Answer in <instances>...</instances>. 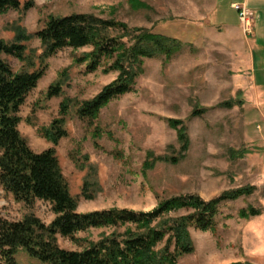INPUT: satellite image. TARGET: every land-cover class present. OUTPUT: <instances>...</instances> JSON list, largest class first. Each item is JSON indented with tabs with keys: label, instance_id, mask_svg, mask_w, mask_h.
<instances>
[{
	"label": "rangeland",
	"instance_id": "rangeland-1",
	"mask_svg": "<svg viewBox=\"0 0 264 264\" xmlns=\"http://www.w3.org/2000/svg\"><path fill=\"white\" fill-rule=\"evenodd\" d=\"M18 1L31 8L0 13V39L8 43L17 28L33 36L51 17L86 14L123 25L130 34L143 30L182 45L170 59L142 60L133 91L110 102L89 122L77 118V108L117 79L118 72L108 70L111 61L87 73L86 63L78 62L92 50L87 47L64 49L44 62V76L20 110L18 129L34 152L55 149L77 211L150 212L172 198L197 195L210 201L250 187L251 195L220 206L213 230H189L194 251L177 264H264V64L252 72L253 60H264V8L256 21L252 15L248 35L241 25L233 29L239 11L232 5L242 7L244 0ZM121 34V27L110 33ZM257 36L263 40L258 51L252 38ZM23 45L34 64L29 71L38 69L39 40L33 37ZM3 60L14 72L28 69L16 59ZM57 82L61 95L47 98L49 86ZM63 103L69 106L67 137L54 147L44 133ZM170 121L180 124L175 127ZM181 129L186 147L178 138ZM250 209L259 215L240 216ZM28 215L45 225L54 218L48 203L35 201L26 207L0 187V221ZM109 232L91 229L76 239L86 246ZM58 243L78 249L69 240ZM17 261L33 264L23 252Z\"/></svg>",
	"mask_w": 264,
	"mask_h": 264
},
{
	"label": "trees",
	"instance_id": "trees-1",
	"mask_svg": "<svg viewBox=\"0 0 264 264\" xmlns=\"http://www.w3.org/2000/svg\"><path fill=\"white\" fill-rule=\"evenodd\" d=\"M30 8V3L21 7L18 0H0V13ZM117 25L93 15L71 14L49 18L33 36L17 28L12 42L0 39V187L26 207L35 201L48 203L54 214L48 225L34 215L20 221H0L1 264H19L17 258L22 252L33 264H177L194 251L191 228L201 232L213 230L222 204L249 196L253 191L249 187L226 192L210 201L197 195L172 198L150 212L116 208L91 213L77 211V202L70 195L55 149L34 152L19 132V113L44 76V62L64 49L92 48L78 60L86 63L87 73L97 71L109 60L108 70L118 72L115 81L78 106L77 118L87 122L97 118L110 102L133 91L142 60L170 59L182 49L175 39L143 30L130 34L125 26ZM117 27H121L123 34L111 36ZM33 37L39 40L42 53L38 57L40 67L29 71L34 64L26 56L23 43ZM4 56L26 63L28 69L14 72L3 60ZM61 92V84L57 82L49 86L47 98H57ZM68 109V104L63 103L59 117L44 133L54 147L67 137L64 125ZM197 114L195 111L192 116ZM169 123L175 127L180 124ZM184 136L181 129L178 138L186 147L188 141ZM258 215L253 209L240 214ZM91 229L110 232L95 243L80 244L76 235ZM59 239L77 243L78 249L61 248Z\"/></svg>",
	"mask_w": 264,
	"mask_h": 264
},
{
	"label": "crops",
	"instance_id": "crops-1",
	"mask_svg": "<svg viewBox=\"0 0 264 264\" xmlns=\"http://www.w3.org/2000/svg\"><path fill=\"white\" fill-rule=\"evenodd\" d=\"M243 4H244V8L247 9V10H249L248 12L251 13L254 16V19H255V15L256 16L258 15L259 10H261V8H264V0H244L243 1ZM214 7H215V5H214ZM232 7H233V9H235L236 5L233 4ZM213 12H214V10H213ZM258 19L260 20L261 18L259 17ZM255 21H256V19H255ZM239 28H240V21H238L237 27L236 28H233V29L234 30L235 29L238 30ZM224 29H226L225 31H230L231 28L225 27ZM256 29H258V26L256 28L254 26V32H255ZM252 38H253L254 41L257 40L256 41V44H255L256 45L255 48H256V51H258L259 48H260V47H258L259 46V43H263L262 42L263 40H260V37H258V36L256 38H254V37H252ZM262 64H264V60L263 59H260L257 62L255 60H253L252 72H253V70L256 69V65L259 66V67H261Z\"/></svg>",
	"mask_w": 264,
	"mask_h": 264
},
{
	"label": "built area",
	"instance_id": "built-area-1",
	"mask_svg": "<svg viewBox=\"0 0 264 264\" xmlns=\"http://www.w3.org/2000/svg\"><path fill=\"white\" fill-rule=\"evenodd\" d=\"M236 10L239 11V21L240 25L243 28L244 32L246 34H251L252 32V25H253V19H252V14H250L244 6L242 7H235Z\"/></svg>",
	"mask_w": 264,
	"mask_h": 264
}]
</instances>
